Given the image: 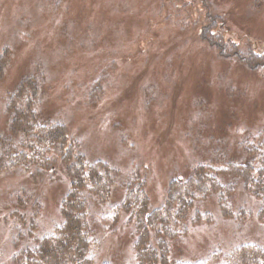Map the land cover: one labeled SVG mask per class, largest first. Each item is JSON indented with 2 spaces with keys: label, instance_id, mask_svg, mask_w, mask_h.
Here are the masks:
<instances>
[{
  "label": "rangeland",
  "instance_id": "rangeland-1",
  "mask_svg": "<svg viewBox=\"0 0 264 264\" xmlns=\"http://www.w3.org/2000/svg\"><path fill=\"white\" fill-rule=\"evenodd\" d=\"M207 20V35L233 57H219L202 39ZM4 51L9 64L0 79V135L8 131L5 95L22 77L41 72L42 113L60 117L88 159L105 160L122 175L138 166L152 207L161 205L171 179L210 161L206 155L241 156L243 144L255 143L264 128V0H0V57ZM18 173L0 177L4 264L18 247L12 196H30L17 209L25 215L39 201L40 235L59 220L69 185L60 162L35 179ZM234 194L237 203L253 204L241 189ZM120 195L118 189L114 199ZM200 206L214 222L178 239L175 258L202 257L236 241L264 244L254 206L245 220L222 218L214 197ZM130 229L119 218L103 235V257L130 255Z\"/></svg>",
  "mask_w": 264,
  "mask_h": 264
},
{
  "label": "trees",
  "instance_id": "trees-1",
  "mask_svg": "<svg viewBox=\"0 0 264 264\" xmlns=\"http://www.w3.org/2000/svg\"><path fill=\"white\" fill-rule=\"evenodd\" d=\"M209 4L205 5L207 15ZM211 22L207 20L202 28V39L218 50L219 57H233V52L224 50L226 45L207 35ZM238 58L253 63L248 56ZM8 64V52L4 51L0 79ZM44 78L41 72L22 77L4 97L8 131L0 135V177L19 171L35 179L60 162L69 185L59 203V220L40 235H36L39 201L35 199L25 215L17 209H23L30 196L23 192L12 196L10 203L17 208L13 216L20 221L12 225L13 242L18 247L5 264H264V244L250 241H236L227 248L218 245L196 258H175L172 252L176 241L191 228L214 222L213 213L200 206L211 197L222 218L245 220L254 206L255 216L264 226V128H259L255 143L243 144L241 156L206 155L210 161L198 163L186 177L171 179L161 205L152 207L146 176L138 166L122 175L105 160L88 159L69 138L62 119L42 113ZM212 158L219 164H212ZM118 189L121 195L116 200ZM239 189L253 204L247 199L241 204L235 201ZM122 216L131 227L132 242L130 255L117 261L103 257L101 245L103 235L113 230Z\"/></svg>",
  "mask_w": 264,
  "mask_h": 264
}]
</instances>
